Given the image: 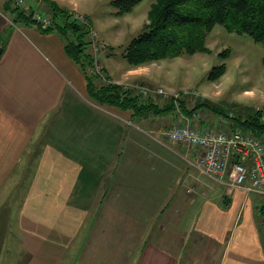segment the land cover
Instances as JSON below:
<instances>
[{
	"label": "crops",
	"instance_id": "crops-1",
	"mask_svg": "<svg viewBox=\"0 0 264 264\" xmlns=\"http://www.w3.org/2000/svg\"><path fill=\"white\" fill-rule=\"evenodd\" d=\"M6 1L0 0V264H264V196L227 194L192 165L193 145L167 139L177 119L204 127L207 118L179 106L133 116L94 101L63 37L12 22ZM35 1L41 3L23 0L32 9ZM53 1L78 9L75 0ZM93 56L97 84L128 87L152 77L148 64ZM157 97L151 99L161 107Z\"/></svg>",
	"mask_w": 264,
	"mask_h": 264
},
{
	"label": "trees",
	"instance_id": "trees-1",
	"mask_svg": "<svg viewBox=\"0 0 264 264\" xmlns=\"http://www.w3.org/2000/svg\"><path fill=\"white\" fill-rule=\"evenodd\" d=\"M140 1L111 0L110 4L114 9L113 14L122 16L130 12ZM46 2L53 15L51 25L43 29L44 31L53 29L63 37L65 51L85 74L87 92L94 101L131 110L133 116H144L148 113L157 115L168 112L176 106L191 114L197 108L206 106L205 103H199L195 107H187L183 99L172 96L159 107L151 97L143 99L139 92L122 84L111 80L97 84L95 79L98 75L90 72L95 61L89 50L90 25L80 23L74 18L73 13L58 6L55 1L46 0ZM4 8L14 23L18 21L36 23L14 0H7ZM147 19L141 31L131 38L122 52L127 64L133 67L182 54L210 52L205 41L217 24L222 25L229 32L247 35L264 47V0H154ZM217 56L221 62L210 68L207 73L209 80H217L225 73L230 49L228 47L222 49ZM230 118L232 121L229 127L264 132V125L259 123L256 112L246 117L231 116Z\"/></svg>",
	"mask_w": 264,
	"mask_h": 264
},
{
	"label": "rangeland",
	"instance_id": "rangeland-1",
	"mask_svg": "<svg viewBox=\"0 0 264 264\" xmlns=\"http://www.w3.org/2000/svg\"><path fill=\"white\" fill-rule=\"evenodd\" d=\"M39 1L41 3L35 1L31 4L33 8L41 13L53 15L46 0ZM67 1L69 0L63 2ZM75 1L79 10L76 8L69 11L86 18L90 25L89 35L91 30L95 33L94 38L90 37L89 50L92 55H115L116 59L127 65L122 57L123 49L147 22L148 11L154 0H141L130 12L122 16L113 14L111 0ZM95 40L103 43L102 50L94 47ZM205 42L210 52L182 54L139 65L143 67L148 64L147 66L152 69V77L147 80L138 78V81L129 83L128 87L139 93L141 87H146L150 91L148 97L158 96V99H162V104L169 101L172 96H179L187 107L205 103L206 106L195 110L200 114L198 118L200 120L207 118L210 128L229 129L232 128L229 127L231 116L246 117L255 112L256 106H264V47L247 35L229 32L219 24L213 27ZM226 47L230 49V56L226 59L225 73L217 80H209L208 71L221 62L217 53ZM159 88L169 93L163 96L157 91ZM185 91H193L196 94Z\"/></svg>",
	"mask_w": 264,
	"mask_h": 264
},
{
	"label": "built area",
	"instance_id": "built-area-1",
	"mask_svg": "<svg viewBox=\"0 0 264 264\" xmlns=\"http://www.w3.org/2000/svg\"><path fill=\"white\" fill-rule=\"evenodd\" d=\"M14 1L42 28L51 25V14L25 7L23 0ZM73 16L80 23L88 25L86 18L78 14ZM94 34L91 30L89 36L94 38ZM94 43L97 50L103 49L104 45L100 40H95ZM139 91L143 97L150 94L146 87H141ZM157 91L163 96L169 93L162 88ZM190 92L193 91H185ZM255 112L259 123L264 125V106H257ZM196 116L200 117V114L197 113ZM166 135L171 142L193 145L196 151L192 165L220 185L227 194L240 189L248 194L258 193L264 196V132L258 133L241 127L224 130L209 126L197 127L178 119L167 130ZM261 209L264 211V199Z\"/></svg>",
	"mask_w": 264,
	"mask_h": 264
}]
</instances>
